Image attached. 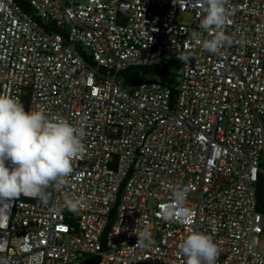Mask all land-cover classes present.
Returning a JSON list of instances; mask_svg holds the SVG:
<instances>
[{
  "label": "built area",
  "instance_id": "obj_1",
  "mask_svg": "<svg viewBox=\"0 0 264 264\" xmlns=\"http://www.w3.org/2000/svg\"><path fill=\"white\" fill-rule=\"evenodd\" d=\"M226 7L231 43L213 54L192 39L211 38L201 0H0V95L85 133L47 204L21 195L0 210V264H186L191 230L213 237L216 264H264V0ZM172 56L175 84L141 74ZM172 186L191 223L164 219Z\"/></svg>",
  "mask_w": 264,
  "mask_h": 264
},
{
  "label": "clouds",
  "instance_id": "obj_2",
  "mask_svg": "<svg viewBox=\"0 0 264 264\" xmlns=\"http://www.w3.org/2000/svg\"><path fill=\"white\" fill-rule=\"evenodd\" d=\"M178 2L183 5L184 0ZM201 4L200 27L211 38L204 40L193 33L192 39L215 54L231 43L225 28L232 22V12L226 7L227 0H201ZM84 135L82 127L61 117H49L43 107L25 110L18 98L0 95V210H8L21 195L47 204L49 187L64 185L73 172V161L84 153ZM171 191L177 208L168 209L164 219L191 223L193 213L184 207L186 191L179 186H172ZM65 203L68 210L78 211L84 201L68 199ZM137 238L140 248L148 249L154 244L147 232H140ZM178 250L186 264H216L220 254L213 237L196 230L179 243Z\"/></svg>",
  "mask_w": 264,
  "mask_h": 264
},
{
  "label": "rangeland",
  "instance_id": "obj_3",
  "mask_svg": "<svg viewBox=\"0 0 264 264\" xmlns=\"http://www.w3.org/2000/svg\"><path fill=\"white\" fill-rule=\"evenodd\" d=\"M80 3L84 4L86 0H79ZM178 24L184 26H190L192 24V15L189 13H178L176 16ZM181 62L175 58L170 57L168 63L164 68L155 67L151 70H141V74L145 79L163 80L165 79L167 84H175V76L178 73Z\"/></svg>",
  "mask_w": 264,
  "mask_h": 264
},
{
  "label": "trees",
  "instance_id": "obj_4",
  "mask_svg": "<svg viewBox=\"0 0 264 264\" xmlns=\"http://www.w3.org/2000/svg\"><path fill=\"white\" fill-rule=\"evenodd\" d=\"M142 70H151L148 68H143ZM166 83L165 79L162 80ZM127 83H134V79L132 77H126ZM256 196H257V209L259 212L264 214V178H260L256 187Z\"/></svg>",
  "mask_w": 264,
  "mask_h": 264
}]
</instances>
